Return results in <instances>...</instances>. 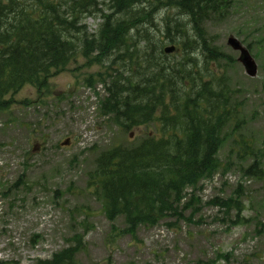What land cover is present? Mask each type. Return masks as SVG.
Returning a JSON list of instances; mask_svg holds the SVG:
<instances>
[{
	"label": "rangeland",
	"instance_id": "374dc122",
	"mask_svg": "<svg viewBox=\"0 0 264 264\" xmlns=\"http://www.w3.org/2000/svg\"><path fill=\"white\" fill-rule=\"evenodd\" d=\"M97 2L108 8L106 0ZM228 2L227 10L212 15L203 30L211 46L235 62L207 59L200 43L191 56L202 67V76L221 77L231 96L229 114L236 128L228 124L223 130L227 139L217 152L222 166L184 192L174 206L176 214H154L156 222L140 225L134 235L124 232L122 216L108 218L101 198L87 188L100 154L116 145L137 146L145 133L154 131L150 124L123 131L111 115L99 113L104 86L89 87L85 79L103 72L111 59L104 66L87 65L77 53L67 70L50 77L46 90L25 85L5 96L11 103L0 111V262L38 264L82 234L75 264H264V177L246 173L254 159L264 171V0ZM98 16L84 21L90 33L98 28ZM171 18L190 29L187 17L171 9L162 10L149 31L152 40H163L156 54L174 67L180 52L163 53L171 45L163 37L165 21ZM230 35L249 46L257 65L254 78L244 73L237 52L226 45ZM109 54L121 61L115 52ZM181 97L196 94H178L174 101ZM65 140L68 145L62 146ZM243 143L249 149L241 158ZM235 196L243 206L239 218L235 207L225 211L217 203Z\"/></svg>",
	"mask_w": 264,
	"mask_h": 264
},
{
	"label": "trees",
	"instance_id": "16d2710c",
	"mask_svg": "<svg viewBox=\"0 0 264 264\" xmlns=\"http://www.w3.org/2000/svg\"><path fill=\"white\" fill-rule=\"evenodd\" d=\"M106 1L108 15H102L103 9L98 8L97 0H21L8 5L0 2V111L11 103L5 96L25 85L35 87L38 92L46 90L50 77L74 61L79 48L87 65L111 59L109 70L118 60L109 53L121 56L115 75L106 74L108 96L102 101L100 111L111 115V121L121 128L154 123L159 126L160 135H148L136 147H116L101 154L90 175L97 196L103 200L106 216L110 219L122 216L126 231L133 235L139 225L154 224V214L162 215L165 211L176 214L174 206L184 197L185 190L194 188L222 166L216 153L227 139L223 130L232 121L231 96L221 86L222 78L212 74L203 77L191 56L200 43L207 59L225 57L204 36L203 24L211 15L222 14L227 2ZM161 8L177 9L190 24L187 29L178 20L165 21L163 37L179 46L181 54V60L174 67L166 65L159 53L156 54L163 40H152L149 31L154 14ZM98 13L103 17V24L96 36L89 35L81 22L84 17ZM142 27L145 29L140 31ZM187 30L194 36H189ZM141 43L145 44L144 49ZM94 48L99 53L91 57ZM189 63L193 67L186 70ZM131 69L135 75L130 73ZM124 71L131 76L124 75ZM156 78L160 83H157L158 91L154 88ZM91 81L90 78L86 83ZM182 93H195L196 97H181L175 104L178 100H174ZM242 145L246 146H241L246 154L249 148ZM258 168L255 160L246 173L262 176L264 171ZM237 201L235 196L217 203L224 210L235 207L239 218L243 206ZM81 239V235L73 236V245L41 264H73L75 254L81 249Z\"/></svg>",
	"mask_w": 264,
	"mask_h": 264
},
{
	"label": "water",
	"instance_id": "95a60500",
	"mask_svg": "<svg viewBox=\"0 0 264 264\" xmlns=\"http://www.w3.org/2000/svg\"><path fill=\"white\" fill-rule=\"evenodd\" d=\"M227 44L233 49V50H237L240 52V55L238 57V61L242 64V66L245 69V72L249 75V76H254L256 73V66L254 61L252 60V58L250 57V55L248 54V52L243 49L241 47V45L239 44V42L233 38V37H229L227 40ZM173 50V47H168L165 48V52H171Z\"/></svg>",
	"mask_w": 264,
	"mask_h": 264
}]
</instances>
